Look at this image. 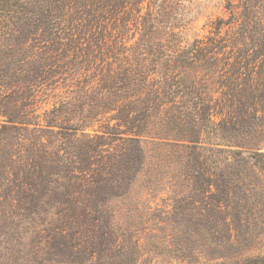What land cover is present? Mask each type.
Wrapping results in <instances>:
<instances>
[{"label": "rangeland", "instance_id": "1", "mask_svg": "<svg viewBox=\"0 0 264 264\" xmlns=\"http://www.w3.org/2000/svg\"><path fill=\"white\" fill-rule=\"evenodd\" d=\"M55 1L34 7L49 2L61 16L41 25L32 42L36 60L49 66L20 85V104L12 105L39 126L0 132V254L21 246L23 264H45L49 243L76 229L82 251L96 252L85 264H255L264 256L256 218L237 222L241 232L232 236L223 211L212 209L216 242L192 205L198 190L210 201L220 181L235 190L223 195L233 203L255 202L260 190L251 163L234 172L245 154L225 144L238 135L217 106L227 91L264 78V0ZM202 99L218 113L212 120ZM192 136L219 144L196 149L186 140ZM202 162L204 172L188 170ZM31 169L59 175L36 191L25 182H35ZM244 177L249 197L236 186ZM36 239H47L39 254ZM108 246L124 256L108 257Z\"/></svg>", "mask_w": 264, "mask_h": 264}, {"label": "trees", "instance_id": "2", "mask_svg": "<svg viewBox=\"0 0 264 264\" xmlns=\"http://www.w3.org/2000/svg\"><path fill=\"white\" fill-rule=\"evenodd\" d=\"M38 1L39 0H0V132L2 134H21L18 132L19 127H27L24 125L29 123L39 126V123L32 118L28 111L23 110L24 108H22L21 112L20 110L17 112L12 107L14 102L20 104V99L14 98L15 92L22 89L20 85L28 82H31L32 85L33 80L45 75L46 69L49 66L43 60H36L37 51L32 45V42L38 38V31L42 28L41 25H46L47 21H50V19L57 20L61 16L50 13L49 2L46 6L43 5L41 7L39 6V8H34L35 3ZM59 1L60 0H56L55 5H57ZM59 22L63 25L65 23L68 24L69 21H65L61 18ZM258 24L264 25V16H259ZM261 30H263L261 35H264V29ZM43 36L48 37L45 34H43ZM246 84L247 87L243 89L242 92L227 91V93H225L224 102L221 104L218 103L217 107H219L218 113L224 118L222 120L226 122L224 124L227 126V120L229 119L232 128L237 131L236 135H238L234 140H228V143L225 144L231 147L232 153L236 155L245 154L241 157L244 166L240 164L234 169V172L239 174V172L245 168V164L248 165L249 163L250 165L251 163L250 166L257 170L255 183L261 186L260 190L254 192L255 202L250 204H240V202L233 203L230 200H224V196L230 198V196L235 193V190H232L228 185L227 188L224 187V182L221 181L215 184L217 186L216 193H214V197L209 198L210 201L201 197L204 196V193L198 190L197 197L199 199L195 198L192 205V212L195 216L207 223L205 229L215 236L216 242L220 241V238L216 236L219 230L212 227L210 222L213 217L212 209L214 208L222 210L225 214V221H227V226L230 227V234L232 236L234 233L241 232L242 227H240L237 222L245 221L249 223L251 219L255 220V218L256 223L259 222L258 224H261L264 231V184L261 179V175H264V78L258 80L249 78ZM197 103L207 106V119L212 120L213 116L218 114L217 111L215 114L212 113V104L209 100L205 102V99H202L197 101ZM30 104L32 103L29 102V105ZM65 121L68 122L67 120ZM47 122L49 128L57 126L64 127L68 130L69 128L74 129V127L67 126L64 121V125H56L53 124V122ZM247 136L249 139L245 140L243 137ZM186 140L189 141L191 146H195L194 148L196 149L204 145L210 147L219 144L212 142L211 139L203 141L200 136L197 138H195V136L187 137ZM215 150L218 151L219 156H222L221 154L224 152L223 148L215 147ZM14 155L15 154H12L11 158H13ZM232 157L234 156L232 155ZM226 159L228 158H225V160ZM218 160L221 161L220 159H216V165ZM193 164L188 167V170H192L193 168L198 169L199 167L198 170L204 172V170L207 169L204 162L199 163L197 167ZM35 165L38 164H33L30 167L35 168ZM217 167L219 168V166ZM31 170H34L31 172L33 173V180H35V182L31 184L28 178L25 182L29 186H35L34 188L36 191L39 186L50 185L54 180V175H59V172L41 173L35 169ZM198 170L195 169L194 171L198 172ZM211 171L213 170H208V173H212ZM245 179V177L239 178L236 186L243 196L249 197L252 195L247 187L250 186V184H247ZM209 185H212V182H210ZM199 192L201 193L199 194ZM44 195L46 194L44 193ZM34 197H32V203L39 206L36 202V197L35 200ZM242 216H244V218ZM73 224L74 222L63 224L62 228H60L63 234L65 230L68 232V229ZM196 226H198L197 232L202 229L197 223ZM78 235L79 231L72 229L68 234V237L71 239L63 235L58 238L56 236L57 239L49 243L50 249L48 251H50V254L47 250L46 254L45 250L43 252L40 251L42 250V243L49 237L44 240L36 239L34 241L35 249L33 252H37V254L42 252L46 255L45 260H47V263L45 264H85L86 259L90 262V260L97 258L95 256V251L91 254L88 252L85 254L83 252L84 250L81 249L80 241L78 242ZM111 246H108V250L105 249L104 251L107 252L108 257H112L114 258L113 260H116V256H124L125 253H123V251H118L116 252L118 254H114L112 249H110ZM209 246L215 247V244L211 242ZM18 247L19 246H17V248ZM20 249L21 246L16 250L19 252L18 254L15 251L11 254L1 253L0 264H2V261L6 264H23L26 258L21 254L22 251H19ZM86 250L87 249H85V251ZM220 255H222L221 257L228 258L227 254ZM229 257L234 260L237 254L235 256L230 254ZM247 262L249 261L245 260L244 264H247ZM252 262H255V264H264V256L258 257ZM119 264H125V262L121 261Z\"/></svg>", "mask_w": 264, "mask_h": 264}]
</instances>
